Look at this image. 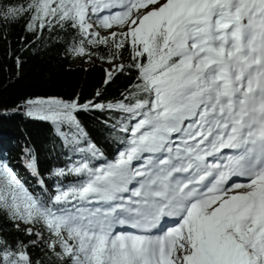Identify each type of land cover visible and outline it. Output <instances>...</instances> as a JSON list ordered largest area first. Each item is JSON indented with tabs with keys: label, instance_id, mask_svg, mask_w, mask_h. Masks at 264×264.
<instances>
[{
	"label": "snow or ice",
	"instance_id": "1",
	"mask_svg": "<svg viewBox=\"0 0 264 264\" xmlns=\"http://www.w3.org/2000/svg\"><path fill=\"white\" fill-rule=\"evenodd\" d=\"M25 12L29 31L77 30L76 56L106 47L105 83L136 71L115 103L26 102L29 117L77 128L80 109L135 120L113 162L57 170L81 180L48 198L0 164V211L17 228L47 229L26 232L50 264H264V0H28L0 8V20ZM125 52L131 62L116 63ZM27 166L39 175L35 157ZM165 217L176 223L154 232ZM0 264L41 261L0 236Z\"/></svg>",
	"mask_w": 264,
	"mask_h": 264
},
{
	"label": "trees",
	"instance_id": "2",
	"mask_svg": "<svg viewBox=\"0 0 264 264\" xmlns=\"http://www.w3.org/2000/svg\"><path fill=\"white\" fill-rule=\"evenodd\" d=\"M27 3L28 0H0V8ZM30 20L28 12L15 20H0V164H8L30 191L48 198L57 188H67L81 180L73 174L57 176V170L82 162L93 167L113 162L130 138L120 130L121 126L127 123L131 127L135 120L129 121L127 114L119 111L80 109L74 112L79 121L77 128L66 122L54 124L29 117L26 102L58 98L76 100L80 105L115 103L130 90L136 71L117 73L105 83L106 66H115L100 58L109 55L106 47L90 49L96 53L91 58L76 56L71 48L80 39L77 30L55 25L29 31ZM120 62H131L127 52L116 63ZM90 145H95L102 156L94 157L88 151ZM30 157L36 159L38 176L27 166ZM30 227L34 233L48 236L41 224L20 223L17 228L0 211V236L13 245L22 241L34 260L50 264L47 247L35 235L27 234ZM33 240L37 243L30 244Z\"/></svg>",
	"mask_w": 264,
	"mask_h": 264
},
{
	"label": "rangeland",
	"instance_id": "3",
	"mask_svg": "<svg viewBox=\"0 0 264 264\" xmlns=\"http://www.w3.org/2000/svg\"><path fill=\"white\" fill-rule=\"evenodd\" d=\"M101 33L104 34V32H103L102 29H101ZM89 62H90V61H89ZM113 68H114L113 65H107V66H106L107 71H108V70H111V69H113Z\"/></svg>",
	"mask_w": 264,
	"mask_h": 264
}]
</instances>
